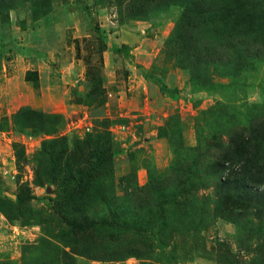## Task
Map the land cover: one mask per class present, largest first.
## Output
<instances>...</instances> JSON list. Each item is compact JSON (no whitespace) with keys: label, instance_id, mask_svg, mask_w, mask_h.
Returning <instances> with one entry per match:
<instances>
[{"label":"rangeland","instance_id":"rangeland-1","mask_svg":"<svg viewBox=\"0 0 264 264\" xmlns=\"http://www.w3.org/2000/svg\"><path fill=\"white\" fill-rule=\"evenodd\" d=\"M145 1L0 9V264H264V203L210 177L222 152H256L228 145L264 122V0L244 65L201 71L210 89L191 82L178 0Z\"/></svg>","mask_w":264,"mask_h":264},{"label":"trees","instance_id":"trees-1","mask_svg":"<svg viewBox=\"0 0 264 264\" xmlns=\"http://www.w3.org/2000/svg\"><path fill=\"white\" fill-rule=\"evenodd\" d=\"M13 1L14 0H0V9H6ZM151 1L152 0H146L145 2H141L136 12L146 11L149 6L152 5ZM161 1H168L167 4L170 3V0H158V2ZM177 2H179L181 13L176 22V33L182 37L183 43H185L189 49L186 54L189 58L190 66L187 69L191 72V82L193 85L197 83L200 85L202 84L208 87V89L215 88L221 83H214L209 75L205 77V70L203 72L201 71L210 65H214V67L221 69V73H219L220 76L233 77L236 73L235 65H244V62L239 59V57L242 52H249L251 48V38L255 36L256 33L254 26L257 25L255 24V13H253L254 11L251 8H253L254 5H258L260 1L178 0ZM223 28H226V32H224L225 36L222 33ZM216 31L217 35L213 38V33ZM223 36L224 39L222 38ZM263 36L264 30L261 32V37ZM217 48H219L218 53L216 50ZM258 124V127L254 129V136H249L240 131L232 141L229 139L228 145L231 146L239 140L242 142L246 141V144L250 145L251 139H254L256 140V152L242 154L243 158L241 157L242 155L236 156L229 151L222 152L221 156L215 157L210 165V177L218 179L222 177L224 178L223 182H225V184H232L233 187L231 185V188L234 195L232 199L236 201V204L243 203L247 209H250L247 203L251 196H254L257 200H261L262 203H264V188L261 187L263 191H258L257 188L251 184L252 181H256L254 178L256 175L255 173L263 177L261 184H264V122ZM226 134H228V132H226ZM223 143L224 140H221V144ZM252 150L254 149L252 148ZM102 156H104V153L101 149H97L96 153L93 154L94 159H98ZM100 164L101 163H95V165ZM231 175L237 179L236 185L231 182ZM255 207L259 210L257 205H255ZM61 217L62 221L67 224L66 227L74 232L87 233L93 227H109L113 224H117L114 220L96 222L95 220H89L85 217V222H78L75 220H67L62 214ZM64 218H66V220Z\"/></svg>","mask_w":264,"mask_h":264}]
</instances>
